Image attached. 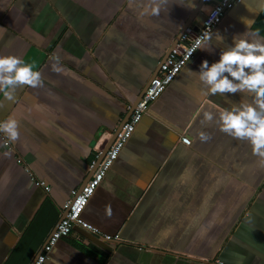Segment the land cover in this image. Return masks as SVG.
Returning <instances> with one entry per match:
<instances>
[{
	"label": "crops",
	"instance_id": "1",
	"mask_svg": "<svg viewBox=\"0 0 264 264\" xmlns=\"http://www.w3.org/2000/svg\"><path fill=\"white\" fill-rule=\"evenodd\" d=\"M149 2L0 0V55L32 63L41 78L0 96V119L13 116L18 131L15 141L0 133V264H30L41 253L70 192L89 179L96 151L195 9L164 0L158 15H139ZM216 2L205 0L191 23ZM262 9L264 0H241L225 15L210 51L199 50L149 105L89 199L81 218L100 235L74 227L44 264H264V158L202 121L203 111L216 118L211 105L247 96L208 95L195 75L245 22L264 39Z\"/></svg>",
	"mask_w": 264,
	"mask_h": 264
},
{
	"label": "clouds",
	"instance_id": "2",
	"mask_svg": "<svg viewBox=\"0 0 264 264\" xmlns=\"http://www.w3.org/2000/svg\"><path fill=\"white\" fill-rule=\"evenodd\" d=\"M161 2L164 0H150L140 9L139 15H158ZM175 5L188 10L195 8L192 0H181ZM211 39L208 31L197 35L183 62H187L197 49L209 52L208 41ZM222 39L217 33L216 40L220 42ZM231 39V45L220 51L215 61L201 60L195 75L208 95L241 93L246 94L247 99H240L226 109L211 105L216 108V118L212 111H203L202 121L215 123L218 131L234 139L246 140L251 152L264 158V39L259 37L258 29L249 28L248 22L244 23V31L234 33ZM53 70L59 71L55 65ZM40 83V72L34 70L32 63L16 56L0 55V96L11 99L17 85L35 87ZM0 133L9 141H15L17 120L11 115L0 119ZM198 136L201 140L208 139L204 132H199ZM106 211L110 214V207L106 206Z\"/></svg>",
	"mask_w": 264,
	"mask_h": 264
},
{
	"label": "built area",
	"instance_id": "3",
	"mask_svg": "<svg viewBox=\"0 0 264 264\" xmlns=\"http://www.w3.org/2000/svg\"><path fill=\"white\" fill-rule=\"evenodd\" d=\"M240 1L241 0H218V2L211 6L209 12L204 15L200 22L190 23L185 28L180 38L160 64L157 74L151 78L147 84L128 119L117 132L113 142L100 160L98 159L101 150L96 151L94 160L91 162L90 166V168L94 166L95 168L89 179L80 189H74L70 192L69 200L62 207V215L58 224L47 238L41 253L37 255L30 264H44L56 243L60 239L68 237L74 227H78L97 236L100 235L97 229L85 223L81 218L89 199L111 169L121 150L130 140L141 119L146 115L149 105L160 96L165 88L176 78L179 72L188 65L199 52L200 49L195 50L189 56L188 61L183 62V58L187 54V49L194 43L195 37L205 31L211 34L225 15ZM178 65L179 67H177ZM180 141L187 146L190 143L189 139L184 136L180 138ZM97 160L98 163L96 164ZM41 184L43 185V183ZM44 189L47 191L48 187ZM101 240L108 242L112 241V238L103 235L101 236Z\"/></svg>",
	"mask_w": 264,
	"mask_h": 264
},
{
	"label": "water",
	"instance_id": "4",
	"mask_svg": "<svg viewBox=\"0 0 264 264\" xmlns=\"http://www.w3.org/2000/svg\"><path fill=\"white\" fill-rule=\"evenodd\" d=\"M205 2V0H200L198 5L195 7V9L192 11L189 19L187 20V22L185 23V25L182 27L177 39L174 41V43L172 44L171 48L173 47V45L177 42V40L180 38L181 34L183 33V31L185 30V28L194 20V18L196 17V15L198 14V11L200 9V7L203 5V3ZM170 48V49H171ZM169 49V51H170ZM168 51V53H169ZM167 53V54H168ZM167 56V55H166ZM151 80V79H150ZM141 97V96H140ZM140 97L131 105V107L128 109L123 121L120 123V125L118 126V128L115 130L114 134L112 135V138L106 143V145L103 147L101 153H100V157L98 160L101 159V157L104 155V153L107 151V149L109 148V146L111 145V143L113 142L117 132L120 130V128L122 127V125L126 122V120L128 119L133 107L135 106V104L138 102V100L140 99ZM98 160L96 161V164L98 163ZM95 166L91 168L90 174L92 173V171L94 170Z\"/></svg>",
	"mask_w": 264,
	"mask_h": 264
}]
</instances>
